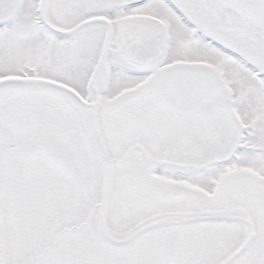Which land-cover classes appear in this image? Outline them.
Returning a JSON list of instances; mask_svg holds the SVG:
<instances>
[{
    "label": "snow or ice",
    "instance_id": "6c2138e0",
    "mask_svg": "<svg viewBox=\"0 0 264 264\" xmlns=\"http://www.w3.org/2000/svg\"><path fill=\"white\" fill-rule=\"evenodd\" d=\"M0 264H264V0H0Z\"/></svg>",
    "mask_w": 264,
    "mask_h": 264
}]
</instances>
